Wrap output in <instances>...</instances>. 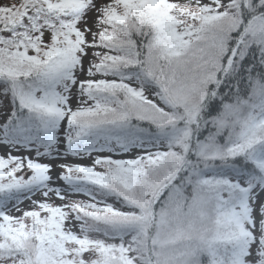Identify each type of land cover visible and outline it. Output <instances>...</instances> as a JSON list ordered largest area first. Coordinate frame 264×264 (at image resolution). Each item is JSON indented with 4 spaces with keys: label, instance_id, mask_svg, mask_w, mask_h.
I'll use <instances>...</instances> for the list:
<instances>
[{
    "label": "snow or ice",
    "instance_id": "obj_1",
    "mask_svg": "<svg viewBox=\"0 0 264 264\" xmlns=\"http://www.w3.org/2000/svg\"><path fill=\"white\" fill-rule=\"evenodd\" d=\"M0 264H264V0H0Z\"/></svg>",
    "mask_w": 264,
    "mask_h": 264
}]
</instances>
